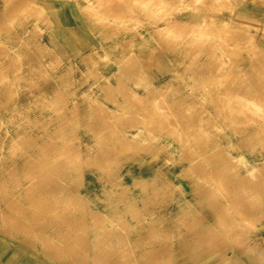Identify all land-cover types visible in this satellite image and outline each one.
<instances>
[{"label": "rangeland", "instance_id": "1", "mask_svg": "<svg viewBox=\"0 0 264 264\" xmlns=\"http://www.w3.org/2000/svg\"><path fill=\"white\" fill-rule=\"evenodd\" d=\"M258 2L86 0L104 40L64 58L37 38L35 0H0V239L60 264H193L227 239L208 188L264 178ZM253 212L235 217L251 229Z\"/></svg>", "mask_w": 264, "mask_h": 264}, {"label": "crops", "instance_id": "2", "mask_svg": "<svg viewBox=\"0 0 264 264\" xmlns=\"http://www.w3.org/2000/svg\"><path fill=\"white\" fill-rule=\"evenodd\" d=\"M35 1L41 6L40 10L42 9V11L35 21L31 19L32 27L42 30V34L38 33L37 38L50 49L61 54L64 58H68L73 54H84L99 44L102 45L101 40H104V36L97 33L92 18L84 9L87 6L86 0ZM263 6L264 3L258 2L256 4L257 11ZM261 19L264 21V17L261 16ZM21 22L19 20L15 23L19 30ZM260 166L264 168L263 164ZM219 178L223 185L215 186L214 190L208 188L207 204L203 206L206 212L204 215L208 223L217 227L215 230L213 229V232L223 233L226 231L229 235L227 239H222V237L207 238L199 243L200 247L208 248H206V253L199 254L197 259L193 252L192 263L264 264V218L262 217L251 229L247 228V223H244L248 220V216L254 213V207L259 209L264 205V193L262 197L257 196L255 201H249L246 194L251 192L244 194V190L260 191V188L263 189L264 178L252 180L247 175H240L238 180L240 186L234 188L232 186L228 188L227 184L237 182L234 177L222 176ZM232 198H236L238 201H231ZM194 199L195 196H193ZM237 209L246 220L235 217ZM54 258L21 239H0V264H60Z\"/></svg>", "mask_w": 264, "mask_h": 264}, {"label": "bare ground", "instance_id": "3", "mask_svg": "<svg viewBox=\"0 0 264 264\" xmlns=\"http://www.w3.org/2000/svg\"><path fill=\"white\" fill-rule=\"evenodd\" d=\"M227 2V1H226ZM105 3V2H104ZM116 6V5H115ZM228 7V6H227ZM127 11V10H126ZM110 16V15H109ZM205 19V18H204ZM213 29V28H212ZM225 30V29H224ZM222 31V30H221ZM229 31H230V29H229ZM197 32V31H196ZM216 32V31H215ZM223 32V31H222ZM231 32V31H230ZM211 33V32H210ZM214 33V32H213ZM215 35V34H214ZM223 35V34H222ZM227 35V34H226ZM224 37V36H223ZM234 37V36H233ZM199 42V41H198ZM228 44V43H227ZM188 45V44H187ZM203 45V44H202ZM236 45V44H235ZM231 47V46H230ZM231 49H232V47H231ZM236 49V48H235ZM259 52V51H258ZM255 55H257L256 53H255ZM258 56V55H257ZM260 56V55H259ZM260 59H261V57H260ZM50 61V60H49ZM51 63V62H50ZM224 109V108H223ZM125 145V144H124ZM54 168V167H53ZM47 169V168H46ZM45 177V176H44ZM56 177V176H55ZM216 179V178H215ZM58 180V179H57ZM44 182V181H43ZM36 183V182H35ZM32 193V192H31ZM6 195V194H5ZM72 204V203H71ZM44 205V204H43ZM50 206V205H49ZM47 208V207H46ZM52 209V208H51ZM64 209V208H63ZM53 210V209H52ZM4 214V213H3ZM37 215V214H36ZM84 215V214H83ZM35 218V217H34ZM1 219V218H0ZM36 219V218H35ZM42 219V218H41ZM53 223V222H52ZM61 223V222H60ZM83 223V222H82ZM84 226V225H83ZM118 231H120V230H118ZM123 234V233H122ZM233 234V233H232ZM49 239V238H48ZM228 247V246H227ZM237 248H238V246H237ZM117 260V259H116ZM120 261V260H119ZM261 261H263V260H261ZM117 262V261H116ZM116 264V263H115Z\"/></svg>", "mask_w": 264, "mask_h": 264}]
</instances>
